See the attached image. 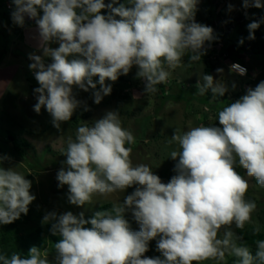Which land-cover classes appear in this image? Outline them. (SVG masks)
Returning a JSON list of instances; mask_svg holds the SVG:
<instances>
[{"label": "clouds", "instance_id": "clouds-1", "mask_svg": "<svg viewBox=\"0 0 264 264\" xmlns=\"http://www.w3.org/2000/svg\"><path fill=\"white\" fill-rule=\"evenodd\" d=\"M128 3L132 7L105 5L104 0H13L14 11L7 3L11 10L6 5V11L12 13L17 25H24L25 16L35 19L43 54L52 57L53 62L46 66L41 56L32 54L29 58L34 62L29 68L40 85L34 89L38 93L34 111L39 114L46 107L57 130L81 103L73 94L74 86L85 92L94 90V102L99 104L112 91L106 80L115 82L137 66L136 75L145 82L144 93L155 94L157 85L166 83L171 75L165 65L167 69L180 67L185 54H190V62L200 61L206 54V42L210 44L222 34L214 35L211 27L195 21L198 0ZM105 7L110 9L108 16L101 14ZM243 7L264 8V3L243 0ZM232 8L229 5V11ZM247 20L244 17L243 21ZM247 27L248 39L254 40L260 22L253 21ZM53 40L59 42L58 48L47 46ZM77 54L78 58L69 59ZM231 62L235 61L228 62V68ZM216 71L222 73L223 69ZM229 71L243 76L247 69L234 63ZM202 80L197 84L199 95L210 89L215 98L228 91L212 75H203ZM218 121L222 127L175 130L168 143L179 146L170 153L178 162L176 175L168 183L146 164L133 166L132 149L125 145L134 144L135 138L122 127L118 112H107L94 125L79 126L75 139L67 141V170L57 173L58 186H68V201L84 206L91 204L95 195L138 187L123 203L95 212L90 220H85L83 212L79 216L71 211L59 216L47 213L42 223L52 222V234L62 237L54 244L55 264H199L205 260L225 262L226 255L238 258L236 264H255L257 260L264 264V240L256 241L253 256L249 247L237 244L242 237L231 230L233 224L244 229L252 223L251 214L257 207L245 199L249 183L235 170L237 164L264 187V81L219 111ZM30 188L31 181L24 175L0 167V225L27 215L36 199ZM127 210L139 223V231L130 229L124 218ZM222 227L223 236L218 238ZM253 232H260L259 224ZM157 237V250L163 259L144 256L149 242ZM0 261L52 264L47 249L36 246L30 248L28 258L0 255Z\"/></svg>", "mask_w": 264, "mask_h": 264}, {"label": "rangeland", "instance_id": "rangeland-1", "mask_svg": "<svg viewBox=\"0 0 264 264\" xmlns=\"http://www.w3.org/2000/svg\"><path fill=\"white\" fill-rule=\"evenodd\" d=\"M8 2L14 11L13 0H0V167L12 168L24 175L25 179L31 181L30 193L36 197L29 205L27 215L21 214L17 220L18 237L32 234L42 226L52 225V222L42 223L43 217L49 212H55L58 216L68 211L77 216L83 212L85 220H90L95 212L123 203L124 198L138 187L133 185L124 192L117 191L108 196L95 195L92 203L84 206L72 205L68 201V186H58L57 173L62 168L67 170V157L64 154L67 141L69 137L75 139L79 126L85 123L94 125L107 112H118L122 127L131 131L135 138L134 144L125 145L132 149L130 158L133 166L146 164L163 183H167L176 175L174 169L178 162V158L173 160L170 153L179 150V146L168 143L175 130L184 132L197 126L222 127L218 121L219 111L246 95L249 87L255 89L264 81V28L255 30V39L250 40L247 27L249 23L256 21V16L264 8L245 9L243 0H198L195 21L211 27L214 35L222 31L214 42H206V54L200 61L190 62V54H185L180 67L167 69L165 65L171 75L166 83L157 85L158 91L155 94L144 93L145 82L137 77V66H133L127 75H120L115 82L106 80V84H111L112 91L99 104L94 102V90L85 92L74 86L73 94L81 103L72 118L61 122L60 129L57 130L46 107H42L39 114L34 111V105L38 102V93L34 89L40 85L33 70L29 68L34 62L29 58L32 54L41 56L46 66L53 62L52 57L43 54L37 24L24 23L19 26L14 23L12 13L6 11ZM104 3H112L114 7L120 4L132 7L128 0H104ZM229 5L233 6L231 11ZM101 14L108 16L110 9L105 7ZM38 15H43L42 9L38 8ZM244 17L248 19L246 22L243 21ZM115 18L120 19L118 16ZM241 39L243 44L239 43ZM230 45L232 53L236 52L234 50L238 46H242V55L252 54L251 58L245 56L246 59L249 58L244 62L249 68L248 78H236L226 68V64L233 60H223L219 52L228 49L227 46ZM47 46L55 49L59 47V42L53 40ZM238 55L239 51L237 58ZM73 58H78V54L69 57ZM207 61L212 62L216 70L223 69L222 73L215 71L213 74L214 81L223 82L228 89L223 96L214 98L210 89L205 95L198 94L197 84L203 83ZM98 79V76L93 77L94 82ZM99 88L97 83L96 90ZM85 108L88 110L85 111ZM237 167L240 166L237 164ZM242 170L249 183L245 199L254 201L257 205L251 214L252 223L246 224L244 228L250 230L256 224L260 228L264 227V187L258 186L255 178L247 176L246 170ZM124 218L132 231L140 230L131 210L125 212ZM85 227L90 228L91 225L86 224ZM231 230L237 235L238 229L234 224ZM223 233L222 227L218 238H222ZM56 238L62 239L60 234ZM158 239L159 237L149 242V250L144 256L163 259L157 250ZM47 251L48 259L55 264L54 242H51ZM233 258L234 256L226 255L225 262L205 260L199 264H230Z\"/></svg>", "mask_w": 264, "mask_h": 264}, {"label": "trees", "instance_id": "trees-1", "mask_svg": "<svg viewBox=\"0 0 264 264\" xmlns=\"http://www.w3.org/2000/svg\"><path fill=\"white\" fill-rule=\"evenodd\" d=\"M256 21H259L260 27L264 28V9L256 16ZM231 45L229 47L227 46L228 49H224L222 51L223 54L227 55L228 60L231 59L233 61H241L236 56H237L238 51H241L243 49L242 46L237 47V49L234 50L236 52L232 53ZM215 71H216V66L212 62L207 61L205 75L213 76V73ZM164 92L165 90L162 91V93ZM235 170L241 176L244 177V171L242 170L241 167L236 166ZM170 180H168V182H170ZM110 208L111 207L108 206V207H105L103 210H108ZM17 231H18L17 220L11 224L0 225V254L1 255H5L7 256V258L9 257L11 258L13 254H18L20 255L21 258H28L29 250L31 247L36 246L40 248L42 251L44 249L48 250L51 242H54L55 244L56 242L59 241V239L56 238L59 233H57L56 235H53L51 232V225L42 226L36 229L34 233L25 235L22 237L17 236ZM237 236L242 237L241 240H238V245L243 244L244 246L249 247L253 256H255L256 241L264 240V227L260 228L259 233H254L253 228L250 230H247L245 228L238 229ZM237 259L238 258L234 257L232 261L230 262V264H236ZM255 264H259V261L257 260Z\"/></svg>", "mask_w": 264, "mask_h": 264}, {"label": "built area", "instance_id": "built-area-1", "mask_svg": "<svg viewBox=\"0 0 264 264\" xmlns=\"http://www.w3.org/2000/svg\"><path fill=\"white\" fill-rule=\"evenodd\" d=\"M7 10H8V11L11 10V6H10V5H7ZM222 51H223V50H221V51L219 52L220 57L223 56V58H224L223 60H228L227 55L223 54ZM234 63H238V64H240L241 66L245 67V68L247 69V72H246V74L243 75V76H241V75H239V74H237V73H234V72H232V73H233L234 75L238 76V77L246 78V77L249 75V69H248V67H247L245 64H243V63H241V62H239V61H235V62H231V63L229 64V69H230V66H231L232 64H234ZM230 71H231V70H230Z\"/></svg>", "mask_w": 264, "mask_h": 264}, {"label": "crops", "instance_id": "crops-1", "mask_svg": "<svg viewBox=\"0 0 264 264\" xmlns=\"http://www.w3.org/2000/svg\"><path fill=\"white\" fill-rule=\"evenodd\" d=\"M246 55L249 56V58H251V56H252V54H250V55H249V54H244V55H242L241 52H240V55H238V57H239V59H240L241 61L245 62V60L247 61V60L249 59V58H247V59L245 58ZM226 68H227L228 71H229V68H228L227 66H226ZM229 72H230V71H229ZM214 73H215V72H214ZM214 73H213V74H214ZM230 74L234 75L232 72H230ZM234 76H235L236 78H239V77H237L236 75H234ZM239 79H241V78H239Z\"/></svg>", "mask_w": 264, "mask_h": 264}, {"label": "water", "instance_id": "water-1", "mask_svg": "<svg viewBox=\"0 0 264 264\" xmlns=\"http://www.w3.org/2000/svg\"><path fill=\"white\" fill-rule=\"evenodd\" d=\"M25 23L33 25V24H36V21L35 19H31L28 16H25Z\"/></svg>", "mask_w": 264, "mask_h": 264}]
</instances>
